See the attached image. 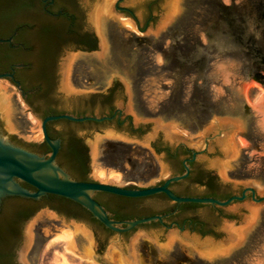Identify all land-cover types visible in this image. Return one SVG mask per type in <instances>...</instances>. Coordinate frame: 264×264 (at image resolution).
<instances>
[{"label": "water", "instance_id": "obj_1", "mask_svg": "<svg viewBox=\"0 0 264 264\" xmlns=\"http://www.w3.org/2000/svg\"><path fill=\"white\" fill-rule=\"evenodd\" d=\"M118 2L84 3V27L96 33L98 48L67 47L57 63L55 91L62 108L70 111L81 101L98 117L63 114L41 122L0 81V209L9 197L60 196L113 232L98 230L100 244L96 225L42 207L23 225L17 260L31 264L28 255L39 241L34 254L39 264L43 249L59 237L67 239L69 252L95 264H264V94L254 107L247 98L253 85L264 90V0H124L127 9ZM110 88L107 95L118 110L100 117L108 107L90 103L93 95ZM116 116L129 117L139 136L114 129L115 123L73 125L87 146L92 179L78 181L58 162L61 140L50 138L47 124L102 123ZM44 139L50 154L28 149L41 151ZM154 142L174 152L177 146L192 150L193 157L184 161L186 172L176 175V166L171 171L165 155L154 152ZM196 161L234 196H177L171 184L188 178V163ZM190 190L202 195L206 188L193 185ZM96 193L125 198L165 194L172 202L145 199L131 215H158L117 221L96 201ZM185 203L221 210L175 207ZM193 220L206 222L214 235L189 230L202 228Z\"/></svg>", "mask_w": 264, "mask_h": 264}, {"label": "flooded vegetation", "instance_id": "obj_2", "mask_svg": "<svg viewBox=\"0 0 264 264\" xmlns=\"http://www.w3.org/2000/svg\"><path fill=\"white\" fill-rule=\"evenodd\" d=\"M91 1L0 0V39L7 41L0 43V81H6L16 91L15 99L18 101L17 104L20 107L21 104L22 106L26 105L27 114H32L41 122L49 116L63 114H71L78 117H98L87 109L88 103L81 101L74 102L73 109L66 111L62 108V101L57 98L55 91L57 63L64 49L72 47L74 51L95 52L98 48V36L95 32L84 27V3ZM123 3L124 0H119L117 7L127 9L122 6ZM126 12L123 11L121 13ZM8 40L11 41L9 42ZM78 71L79 63L75 67V83H79L78 78H76ZM117 84L115 83L113 86H117ZM109 92H111V88L106 92H97V95H93L90 103L92 106L100 105L108 107V112L102 114L100 117L114 116L118 110L113 107L112 95H107ZM17 95L21 97L20 100L17 99ZM87 123H115L114 129L127 132L132 136H139L140 131L135 130L129 121V117L124 116L121 119L116 116L114 120L102 123L93 121L75 123L68 120H58L47 124V132L50 138L61 140L62 147L58 155V162L60 163V156H63L67 162H74L78 169H82L88 173V178L85 182H91L92 179L89 177L88 149L85 143L76 136L74 132L75 127L73 126ZM158 146L160 144L154 142L153 150L157 154L165 155L170 170L173 171L176 166L179 168L176 175L184 174L186 172L184 161L193 157L192 150H186L183 146H177L175 152L169 148L168 153L165 150L158 151ZM39 147L41 151L37 150L35 146H30L28 149L42 155H48L52 152L45 139ZM198 162L188 163L190 174L193 163L198 164V173L205 172ZM77 180L82 181L81 179ZM212 180L213 177L211 175L210 177L208 176L205 180V185L202 187L207 188ZM164 182L162 181L156 186H161ZM193 185L201 186L199 183L186 178L183 181L171 184L170 189L177 196L178 194L184 195ZM22 186L34 190V188L25 183H22ZM217 190L219 193H224L219 185H217ZM156 196L172 202L165 194H158L152 197ZM94 198L106 209L110 217L117 221H127V218L117 219V216L119 214H128L141 208L143 201L148 199L125 198L107 193H96ZM119 199H125L130 202L121 203L118 202L120 201ZM70 202L75 205L78 204L55 195H49L40 200H30L21 197H9L5 199L0 209V238L5 243L0 247L4 252V261L0 262V264H21L16 258V251L22 241L23 225L40 208H47L58 215L64 213L70 215V217L73 216L72 218L75 220H79L75 217L77 215L76 212L68 207ZM156 215L158 214H150L146 215V217ZM139 218L141 217H132L133 220ZM156 222L170 228L164 222ZM85 223L90 222L86 221ZM172 225H178L180 228L186 229V226L181 227L176 222H173ZM187 228L200 233L197 229H193L190 226H187ZM39 246L40 242L37 241L28 255L31 264H34V254Z\"/></svg>", "mask_w": 264, "mask_h": 264}, {"label": "trees", "instance_id": "obj_3", "mask_svg": "<svg viewBox=\"0 0 264 264\" xmlns=\"http://www.w3.org/2000/svg\"><path fill=\"white\" fill-rule=\"evenodd\" d=\"M153 4H155V2H153ZM151 16V15H150ZM112 111H114L112 109ZM158 151H167L169 153V148H164L161 145L157 147ZM63 157V156H60ZM60 164L62 165V167L64 169H66L75 179H81L82 182L87 181L88 178V173L84 172L82 169H78L76 167V165L74 164V162L72 161H66V163L62 162V160H60ZM192 172L190 174V176L188 177V180H191L193 182L199 183L201 186L205 185V180L208 178V176L210 177L209 173L206 172H201L198 173L197 172V168H198V164L193 163L192 165ZM178 196H184V197H210V198H215V199H220V200H227L230 197L233 196V194L231 193H219V191L217 190V185L213 182V180L211 181V183L208 184L206 191L202 194V195H198L196 193H193L191 190L186 191V194L184 195H179ZM121 203H126V202H130L128 200L125 199H119ZM68 207L76 212V218H78L79 220L82 221H87L90 222L94 225H96L97 229H96V235L97 237L98 235V230H102L108 233H111V231L109 229H107L100 221H98L97 219L93 218L92 214L85 209L84 207H82L79 204H73L70 202V205H68ZM175 207H178L181 210H190V209H197V208H203V207H207L209 209H211L212 211H218L221 210L220 208L214 207L212 205H201V204H195V203H185V204H176ZM133 216H138L141 217L139 219L142 218H146V215H131V213L128 214H119L117 217V219H124L127 218V220H133L132 217ZM73 217V216H72ZM192 223L197 224L198 226L202 227L200 230H198L200 233H202L203 235H214V231L212 229H207L208 228V224L206 222H200L197 220H193ZM98 241L101 244V240L98 237ZM4 241L3 239L0 238V247L2 245H4ZM4 257V252L2 251V249H0V262L4 261L3 259Z\"/></svg>", "mask_w": 264, "mask_h": 264}, {"label": "rangeland", "instance_id": "obj_4", "mask_svg": "<svg viewBox=\"0 0 264 264\" xmlns=\"http://www.w3.org/2000/svg\"><path fill=\"white\" fill-rule=\"evenodd\" d=\"M260 88L258 86L253 85L249 87L247 91V98L251 106L253 107L256 105L257 100L262 94ZM53 239L41 252L39 264H62L65 259L68 260V262H70L71 264H95L93 262H81L79 259H77L74 255H72L66 250L64 244L55 243Z\"/></svg>", "mask_w": 264, "mask_h": 264}, {"label": "bare ground", "instance_id": "obj_5", "mask_svg": "<svg viewBox=\"0 0 264 264\" xmlns=\"http://www.w3.org/2000/svg\"><path fill=\"white\" fill-rule=\"evenodd\" d=\"M255 86H258V85H255ZM259 88H260V86H258ZM261 89V91H262V94L261 95H263L264 94V90L262 89V88H260ZM53 241L55 242V243H62V244H64V246H65V248H66V250H67V239H65V238H59V237H57V238H54L53 239ZM68 251V250H67ZM69 252V251H68ZM69 253H71V252H69ZM72 255H74L77 259H79L81 262H86V263H89V262H92V261H90V260H87V259H81V258H79L78 256H76L75 254H73V253H71ZM62 264H71L70 262H68V260H64L63 261V263Z\"/></svg>", "mask_w": 264, "mask_h": 264}]
</instances>
